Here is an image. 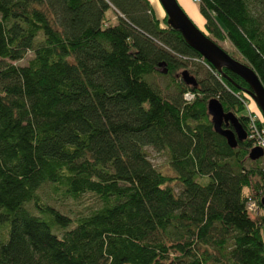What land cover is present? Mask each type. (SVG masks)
Masks as SVG:
<instances>
[{"label":"trees","instance_id":"obj_1","mask_svg":"<svg viewBox=\"0 0 264 264\" xmlns=\"http://www.w3.org/2000/svg\"><path fill=\"white\" fill-rule=\"evenodd\" d=\"M198 2L206 37L264 86V0ZM161 64L168 99L148 81ZM248 91L149 0H0V264H264V166L207 113L218 99L247 130ZM54 197L93 202L73 216Z\"/></svg>","mask_w":264,"mask_h":264},{"label":"water","instance_id":"obj_2","mask_svg":"<svg viewBox=\"0 0 264 264\" xmlns=\"http://www.w3.org/2000/svg\"><path fill=\"white\" fill-rule=\"evenodd\" d=\"M158 2L165 13L167 25L173 31L178 32L185 44L208 62L218 75H222L223 71L227 70L247 84L248 95L264 118V86L254 70L248 64L233 59L208 39L205 33L197 28L187 16L177 0H158ZM161 66L163 65H159ZM166 73L167 71H163V74ZM181 78L186 86L197 87L196 79L187 71L181 74ZM207 113L211 118L214 132L223 137L230 148H236L239 142L246 140V131L237 117L231 112H225L218 99H212L207 103ZM262 157L263 151L259 148H253L248 155L251 161H258Z\"/></svg>","mask_w":264,"mask_h":264},{"label":"rangeland","instance_id":"obj_3","mask_svg":"<svg viewBox=\"0 0 264 264\" xmlns=\"http://www.w3.org/2000/svg\"><path fill=\"white\" fill-rule=\"evenodd\" d=\"M150 3L152 4L155 14L158 17V19L162 20L165 17L164 11L161 8L158 0H149ZM179 5L182 7V9L184 10V12L187 14V16L193 21V23L197 26V28H200L202 30H204L205 28L203 27V23L202 21H197L196 17H193L192 14L189 12V9L187 8V6H185V4H183V0H177ZM198 12H199V7L196 5ZM199 14V13H198ZM108 20H110L111 24H115L116 19H115V15L113 14V12H109L108 14ZM222 48H224L226 51L228 52H233L232 47L230 46V44L228 42H220L218 43ZM26 63V59L24 61H21L20 63H16V65H25ZM203 67L207 69V67L202 63ZM198 69V68H196ZM165 70L164 66L158 67L157 68V72L155 74H153L149 79V83L152 84L161 94L164 98L168 99L172 96H175V90H176V83L179 80H176L173 82V79L170 77H167L165 74H163L162 72ZM194 68H189V71H193ZM192 75H194L193 73H191ZM195 76V75H194ZM196 77V76H195ZM197 78V77H196ZM248 103L249 108L254 111V113L259 117L261 115L259 109L257 108L256 104L252 101V100H247L245 102ZM263 118V117H262ZM249 126V124H248ZM248 130V128H247ZM146 152L148 154L149 160L150 162L153 164V166L160 172L164 173V174H168V175H172L171 174V169L169 167V156L167 153H157L155 151H153L152 149H146ZM41 195L44 197V194L41 193ZM93 202V198L91 197H86L81 204H72L71 202L61 199V198H57L54 197L53 200H51L49 203L53 204L54 206H56L57 208H59V210L63 213H67L70 212L73 216H76L77 214H79V212H82L84 207L91 204ZM31 208V207H30ZM33 212V211H31ZM252 219H255L256 217L254 216V214H252Z\"/></svg>","mask_w":264,"mask_h":264},{"label":"built area","instance_id":"obj_4","mask_svg":"<svg viewBox=\"0 0 264 264\" xmlns=\"http://www.w3.org/2000/svg\"><path fill=\"white\" fill-rule=\"evenodd\" d=\"M195 2L198 1L195 0ZM246 108L249 114L248 138L252 141L254 147H258L264 152V129H259L257 127V116L252 113L249 106L246 105ZM262 164L264 166V157L262 159Z\"/></svg>","mask_w":264,"mask_h":264},{"label":"crops","instance_id":"obj_5","mask_svg":"<svg viewBox=\"0 0 264 264\" xmlns=\"http://www.w3.org/2000/svg\"><path fill=\"white\" fill-rule=\"evenodd\" d=\"M183 4H185V6H187V8L189 9V12L192 14V16L196 17L197 21L198 20L202 21V23L204 25V20H203L202 16L200 15V13L198 12L196 5L192 2V0H183Z\"/></svg>","mask_w":264,"mask_h":264},{"label":"bare ground","instance_id":"obj_6","mask_svg":"<svg viewBox=\"0 0 264 264\" xmlns=\"http://www.w3.org/2000/svg\"><path fill=\"white\" fill-rule=\"evenodd\" d=\"M246 131V134L248 135V130H245Z\"/></svg>","mask_w":264,"mask_h":264}]
</instances>
